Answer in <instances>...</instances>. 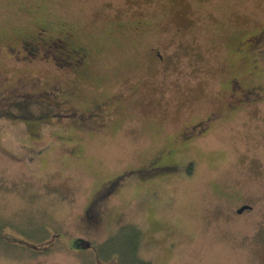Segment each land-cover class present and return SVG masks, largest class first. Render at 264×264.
Instances as JSON below:
<instances>
[{"label": "rangeland", "instance_id": "374dc122", "mask_svg": "<svg viewBox=\"0 0 264 264\" xmlns=\"http://www.w3.org/2000/svg\"><path fill=\"white\" fill-rule=\"evenodd\" d=\"M42 27L87 70L23 50ZM130 225L152 264H264V0H0V264H103Z\"/></svg>", "mask_w": 264, "mask_h": 264}, {"label": "flooded vegetation", "instance_id": "af4514ba", "mask_svg": "<svg viewBox=\"0 0 264 264\" xmlns=\"http://www.w3.org/2000/svg\"><path fill=\"white\" fill-rule=\"evenodd\" d=\"M40 31H37L36 34L34 36H31L30 38H26L25 40L21 41V46H23V50H27V51H32V52H37L39 53L40 51H43L45 49L49 50V49H57V46H62L61 49L62 51L60 52V56H61V61L63 64H60L64 67H72L74 66L75 70H87V64H86V55L87 52L82 49V48H75V44L73 42V36L72 35H66L64 36V39L62 38H53L52 36L48 35L47 33L45 34L46 30L45 28H39ZM262 34L261 35H255L252 37H248L247 38V42H244V45L242 46L244 49H248L251 50L253 47L256 48L258 47L257 44L260 43L261 39H262ZM32 46V47H31ZM65 46V47H64ZM28 47V49H26ZM58 50V49H57ZM160 58L162 59V57L160 56ZM234 81V86L232 85V82ZM230 89H232V95L231 96H236V94H241L242 98L241 99H234L235 103H240V105H242V103L246 100H244V98L246 97L245 91H243V88L241 86V84L237 81V80H231L230 81ZM236 86V90L234 89V87ZM234 90V92H233ZM242 92V93H241ZM251 92H248V94ZM247 102V101H246ZM232 111H235V109H238L234 104H230L229 105ZM90 118L95 117V115H97V109L95 108V111H91L90 110ZM76 118L80 117L82 118V120H84L85 122H82L83 124L86 125V123H88V121H93L94 119H90V118H86L83 117V115H80L79 113H75L74 114ZM79 119V118H78ZM89 121V122H90ZM91 124V122H90ZM207 123H205L206 125ZM206 127L204 126V123H199V124H194L192 126V128L190 129V131H186V133L182 134V137H185V139H193V137L196 136H204L207 132L206 131ZM190 140V141H191ZM189 143V142H188ZM176 152H174V150L172 149H167V151L163 154V155H158V156H154L155 158H153L152 161H150V164L148 166V168L146 169H142L139 171V173H159L161 170H174L175 167L170 166L169 163H167V165H165V163L163 162V158L167 157V160H171L173 158V156L175 155ZM114 186L115 184H112L111 182L106 186V192H105V196L103 198L109 197L112 193V191L114 190ZM109 188V189H108Z\"/></svg>", "mask_w": 264, "mask_h": 264}, {"label": "trees", "instance_id": "16d2710c", "mask_svg": "<svg viewBox=\"0 0 264 264\" xmlns=\"http://www.w3.org/2000/svg\"><path fill=\"white\" fill-rule=\"evenodd\" d=\"M144 238L141 229L133 225L125 226L96 247V255L103 264H152L139 254Z\"/></svg>", "mask_w": 264, "mask_h": 264}, {"label": "water", "instance_id": "95a60500", "mask_svg": "<svg viewBox=\"0 0 264 264\" xmlns=\"http://www.w3.org/2000/svg\"><path fill=\"white\" fill-rule=\"evenodd\" d=\"M251 209H252L251 206H249V205H244V206H242V207L237 211V213H238V214H242L244 211H246V210H251Z\"/></svg>", "mask_w": 264, "mask_h": 264}]
</instances>
